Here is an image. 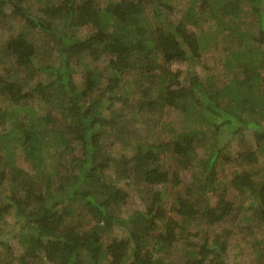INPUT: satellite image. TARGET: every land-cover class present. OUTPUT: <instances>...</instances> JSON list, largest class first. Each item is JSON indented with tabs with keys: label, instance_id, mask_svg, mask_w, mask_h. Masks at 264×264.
Returning <instances> with one entry per match:
<instances>
[{
	"label": "trees",
	"instance_id": "16d2710c",
	"mask_svg": "<svg viewBox=\"0 0 264 264\" xmlns=\"http://www.w3.org/2000/svg\"><path fill=\"white\" fill-rule=\"evenodd\" d=\"M23 1L0 0V29L9 10L23 20L18 34L0 39L1 52L15 65L14 78L0 76V264H166L154 253L179 244L186 248L193 243L190 236L200 235L196 221L211 226L230 215L228 186L248 192L256 221L264 224V177L255 181L249 172L235 174L228 185L217 176L224 151L229 143L241 141L245 130L264 144V0H201L176 22L160 10L162 0H117L105 6L96 0H60L41 8L44 14ZM201 11H208L214 28L248 36L218 60L234 71L223 86L213 80L204 86L194 69L202 45L211 40L202 30L203 36L191 29L202 27ZM248 17L254 31H240ZM79 27L90 31L78 36ZM26 28L43 32L50 49L57 51L56 64H38L46 80L30 89L28 81L16 79L37 54L38 45L21 33ZM101 58L107 60V75L88 65L89 59ZM174 61L187 62L186 77L169 69ZM76 69L80 82L74 79ZM127 77L132 80L123 88ZM36 97L41 114L22 105ZM121 97H133V113L146 121L167 108L185 122L181 132L165 131L167 141L138 142L130 156H120L119 181L162 186L144 209L128 215L118 206L126 201V192L109 176L99 175L116 158L102 154L105 132L130 137L129 129L116 125L120 116L111 108ZM207 135L211 140L203 148L200 139ZM18 147L28 169L18 165ZM200 147L203 154L196 157ZM161 154L174 158L168 169L161 167ZM243 158L251 160L255 154L245 152ZM196 160L202 163L203 179L197 184L192 177L184 192L216 193L214 206L205 198L195 208L189 196L174 189L181 186L179 170ZM4 233L17 242L19 252L2 238ZM253 242L263 247L255 259L264 264V240ZM224 244L226 238L219 234L203 235L198 250L186 248L183 264H219Z\"/></svg>",
	"mask_w": 264,
	"mask_h": 264
},
{
	"label": "rangeland",
	"instance_id": "374dc122",
	"mask_svg": "<svg viewBox=\"0 0 264 264\" xmlns=\"http://www.w3.org/2000/svg\"><path fill=\"white\" fill-rule=\"evenodd\" d=\"M97 5L105 6L108 1H117V0H96ZM165 6L161 7V11L169 18L176 22L180 17L183 16V12L188 6H194L196 9L199 7L201 0H162ZM60 0H24V4H28L32 10H35L37 14H44L40 9L47 7L48 3L57 4ZM243 2V1H242ZM247 4L243 3L242 10L247 11ZM247 14L246 12H244ZM9 14L6 17V21H4L3 25L0 29V39L5 41L7 39L12 38L15 34H18L21 30V25L23 20H21L18 16L16 17L12 10L8 11ZM200 14V13H199ZM201 25L202 27H197L196 25L192 26L191 29L200 33L199 35L203 36L205 32L206 35L211 40L208 41L206 45H202L200 49L201 57L195 64V72L198 73L200 79L202 80L203 85L205 86L207 81L213 80L218 86L226 85L230 78L233 76L234 71H230L229 69H225L224 66L218 61L226 58L227 53L233 47L241 45L248 36H235L228 34L229 28L221 30L218 28H214L212 25V18L208 14V11H201ZM246 22L242 23L239 27L240 31L252 30L254 31L253 19L248 17L245 19ZM203 31V33L201 32ZM90 29L79 27L75 30V33L78 36H83L85 33L89 32ZM215 32V33H212ZM25 35L28 40L34 41V44L38 45L36 48L37 54L35 57L34 64L30 65L29 68L25 66V68H20L17 72L18 76L16 79H23L28 81V86L26 88L30 89L35 86L39 81H45L46 76L44 73L37 71L39 65L43 62L47 64H56L57 63V51L54 49H50L51 46L48 43V37L44 35L43 32H39L38 30H29L26 28L21 32ZM204 35V36H206ZM203 41V37H201ZM2 43L0 42V76L8 80V78H14V70L15 65L13 66L7 60V54L4 53L2 48ZM45 46L47 50H44ZM3 49V48H2ZM50 49V50H48ZM40 61V62H39ZM106 59L101 58L97 61H92L89 59L88 65L94 70L98 69L103 71L107 75V66ZM39 64V65H38ZM81 67V66H80ZM161 69V68H160ZM169 69L173 72L181 73L180 78L182 79L184 76H187L188 64L185 61H174L169 65ZM260 70L264 73L263 67H260ZM160 70H156L155 74H157ZM163 70L161 69V72ZM42 73V74H41ZM148 76V75H147ZM128 78V79H127ZM125 82V87H129V80H132L131 77H127ZM148 78V77H147ZM74 79L78 82L81 81L82 76L80 73V69H76L74 74ZM10 81V80H9ZM107 83V79H104L102 82V86H105ZM264 87V84H263ZM8 94V93H7ZM3 95H0L2 102ZM37 97L30 101L22 102L23 106L32 105L37 114H41L42 111L37 106ZM134 98H125L121 97L120 100H116L112 103L111 108L116 110L117 116H120L118 120H116V125L120 128V126H124L129 129L130 137L121 138L120 136L115 134L117 130H115V134L112 130H108L105 132L102 140V154H109L110 156L116 157L107 167L106 170L99 173L100 176L107 175L111 178L120 188L126 192V201L121 202L118 206H120V212L123 215H128L134 210L144 209L145 206L150 202L151 194L154 190L161 189V185H145L143 183H126L125 181H119L118 177V169L122 168V163L120 161V156H130L134 152V147L138 142L145 143H153L156 144L160 141H167L168 136H166L165 131L178 133L182 131V128L185 126V122L178 119L177 113L175 110L171 109H163V112L158 113L157 119L146 121L141 116L133 113L131 106V101ZM139 114H142L139 112ZM150 115L151 112L149 113ZM154 114V113H153ZM102 116H108L107 113H102ZM136 117V119H135ZM113 118H115L113 116ZM109 119V118H107ZM147 119V118H146ZM264 122V120H263ZM8 127L10 125L6 124ZM113 125V124H112ZM109 125V126H112ZM110 128V127H109ZM200 144L203 148H207L211 137L207 135L204 137ZM203 148H197L196 157L203 154ZM245 152H253L255 154L254 159H245L243 158V153ZM18 154V165L28 169V164L20 157L21 154L20 147L17 148ZM225 158H221V165L217 167V176L219 180L223 183L228 184L233 175L235 174H243L246 172L251 173V178L255 181L260 180L264 177V144L256 143L254 137L252 135L251 130H245L242 136L241 141H233L229 143L227 149L224 151ZM20 157V158H19ZM20 159V160H19ZM161 167L163 169H168L170 165L174 163V158L169 154H161ZM202 163H199L198 160L194 161L191 165L189 164L187 168H181L179 170V179L181 180V186L175 187L174 189L178 193H184L193 201L195 208H200L204 204L205 198H209V202L211 205L215 204L216 193H211V191L207 192L205 189L196 191V189L192 192H184L187 188H189V183L192 184V177L194 181L201 182L203 179V175L201 174ZM198 186H196L197 188ZM228 192L226 198L230 200L232 210L228 217L223 219L222 221L216 222L211 226H205L203 221H196L195 225L198 227H194L199 230L200 235L195 237H189L192 239V244L186 246L187 250H190L192 247L195 250H198L200 241L203 238V235L212 236L215 234H219L221 239L226 238V244H224L225 249L222 250V254L219 257V264H257L255 259L256 250H261L263 247H256L254 245L255 238L259 241L264 240V224L256 221L254 206L252 207L250 202H252L251 196H249L248 192H240L238 189L233 186H228ZM167 189L172 192L173 187L169 184L167 185ZM202 195V198L200 197ZM171 198V197H170ZM171 201L168 202L167 208ZM214 206V205H213ZM172 213L171 211L169 212ZM7 220H10V215H8ZM198 222V223H197ZM230 231L231 233H229ZM122 233H120L121 235ZM188 233L183 232V237ZM180 233L177 234L179 236ZM2 238L8 239L12 248H14L15 252H19V245L15 240H12L11 237L4 233L2 234ZM144 242L146 246L151 247L152 241L149 238H145ZM259 246H263L262 243ZM18 248V249H17ZM186 248L183 244H179L177 247L173 248L169 252H160L154 253V256L161 255L166 264H183L185 263V251ZM258 248V249H257ZM260 252V251H259ZM198 256V254H196ZM106 264V263H105Z\"/></svg>",
	"mask_w": 264,
	"mask_h": 264
}]
</instances>
